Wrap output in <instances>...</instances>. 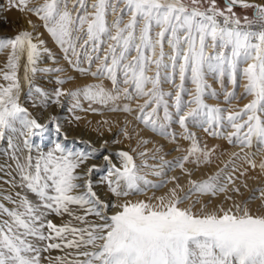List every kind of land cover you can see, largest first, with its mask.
<instances>
[{
    "label": "snow or ice",
    "instance_id": "snow-or-ice-1",
    "mask_svg": "<svg viewBox=\"0 0 264 264\" xmlns=\"http://www.w3.org/2000/svg\"><path fill=\"white\" fill-rule=\"evenodd\" d=\"M10 3L43 22L72 68L85 75L105 77L112 87L90 83L75 90L59 88L50 95L39 86L33 87L32 80L37 73L64 71L59 67L37 66L44 54L56 60L46 41L27 29L0 38V53L7 52L5 68L0 69V76L7 82L0 83V140L5 138L6 131L18 132L23 137L27 150L23 159L9 137L19 175L18 186L38 197L34 203L17 192L16 199L12 195L3 197L15 207L0 202V264H42V253L52 250L65 254L48 257V264H264V188H254L248 197L241 199L242 189L247 190L248 184H237L239 177L225 172L231 161L206 179H189L185 190L176 176L158 184L147 180L139 174L134 157L121 150L116 153L120 167L110 155L103 157L107 174L101 181L117 200L102 199L91 179L100 166L89 163L99 149L76 151L60 140L48 151L33 145L32 138L43 137L49 124L65 140L67 133L62 131L57 116L41 123L21 105L18 74L21 59L26 57L23 80L29 85V95L37 96L45 108L49 104L62 107L61 97L67 96L74 101L69 111L82 109L84 99L93 112L99 109L92 108V104L98 103L112 104L110 111L132 113L130 103L121 107L116 101L146 97L138 105L136 118L154 132L175 140L176 133L167 130L173 122V112L166 97L171 98L175 122L192 144L186 155L165 164L178 167L191 177L192 171L185 168V163L190 157H195L193 163L197 165L210 163L214 149L200 147L195 133L189 131V123L199 125L211 136H223L230 143L247 147L254 137L264 143V4L225 0V7L221 8L217 0H43L39 4H33L32 0H10ZM237 6L255 9L254 20L244 17L242 24L234 11ZM26 23L35 30L30 18ZM254 23L260 24L259 31L251 30ZM85 60L88 66L82 67ZM95 62L98 63L93 71ZM208 74L216 76L229 105L237 98L238 76L247 81L243 84L244 95L253 99L235 111L209 105L205 96L218 97L219 93L207 82ZM225 75L232 90L225 87ZM58 82L63 84L65 80ZM186 82L195 86L194 91L186 87ZM163 83L172 84L175 91H164ZM161 108L163 121L167 123L161 122ZM80 119L75 117L77 121ZM227 128L233 131H226ZM121 130L128 135L126 128ZM248 163L252 168L257 166L255 160L249 159ZM82 167L83 171L78 172ZM260 168L264 169V162ZM141 181L145 187H141ZM11 182L17 186L15 178ZM167 183L174 186L163 195L127 199L144 193L148 187L159 189ZM80 189L83 190L77 191ZM221 195L223 201L214 207H210L211 200L202 203L204 197L215 199ZM254 201H259L255 209L251 206ZM72 206L83 214L77 215ZM52 214L61 217L67 214L82 226H74L71 220L57 224L48 218Z\"/></svg>",
    "mask_w": 264,
    "mask_h": 264
},
{
    "label": "rangeland",
    "instance_id": "rangeland-1",
    "mask_svg": "<svg viewBox=\"0 0 264 264\" xmlns=\"http://www.w3.org/2000/svg\"><path fill=\"white\" fill-rule=\"evenodd\" d=\"M261 1L264 3V0ZM249 2L261 4L258 0H249ZM32 3H43V0H32ZM217 4L219 7L223 8L225 7V0H217ZM234 11L236 15L241 18L242 24L244 17H247L249 20H254L255 18V9H245L237 6L234 8ZM27 18H30L34 22L36 25L35 30H33L30 25H27ZM109 19H112V17ZM258 25L260 24L254 23L251 26V30L259 31L260 27ZM22 29L33 31V35L35 37L45 40L46 47H48L51 50V53L56 57V60L53 61L48 57L47 54H44L42 59L38 62V67H59L64 69L63 72L59 73H37L34 77H32L33 87L39 86L50 95L59 88L65 90H75L76 88L86 86L90 83H102L106 88L111 89V81L107 78L85 75L72 68L65 59L62 49L55 43L54 39L51 37V34L43 26V22L38 17H36L34 14L22 13L18 11L16 8L11 6L10 0H0V38L14 36ZM209 51L212 50L209 49ZM6 63L7 52L0 53V69H4ZM20 63H22V59ZM96 63L98 62H95L92 66L93 71L95 70ZM81 66H88L86 60L81 64ZM18 74L21 76V69L18 70ZM149 74L151 75V73ZM69 77H71V79H69ZM59 79H64L65 83L60 84L58 82ZM206 79L212 88L216 89V91L219 93L218 97H212L209 95L205 96V102L209 105H219L221 107L229 108L230 110L235 111L243 108L245 104L249 103L251 99H253L252 96L244 95L243 84H245L247 81L241 80L239 76L238 83L240 86L236 88L237 98L231 101V105L224 101V92L220 83L216 79V76L214 74H208ZM0 83H7L6 81H3L2 76H0ZM177 83H179L178 79ZM224 84L228 90L233 89V86L228 81L227 75L224 77ZM147 87H151V85H148ZM162 87L164 91H175V88L170 83H163ZM186 87L192 91H194L195 88V86L190 82H186ZM21 93L22 86L20 95ZM23 95V100L20 101L21 105L26 107L32 116L38 120L45 115L43 113L46 109L49 110L53 106L55 110L50 112L52 113L51 116L55 115L58 117V122L62 126V131L67 133L66 140L63 138V136H58V134L57 138H55L52 136L54 133L53 130L55 131V126L53 124H49L48 131L45 132L43 137L32 138L33 145H39L41 150L48 151L54 146L57 140H60V142L65 141L64 144L66 147H68L67 142L70 140H75L78 146H80L79 150L91 151L92 148L99 149L93 159L96 161L101 160L103 162L101 166L99 165L100 170L94 171L92 173L93 177L91 179L94 183V190L97 191L98 195H100V192L97 189L98 187L103 188V190H105L106 193L110 195L109 198L114 202L117 200V198L111 195L105 183H101L103 177L107 174L106 165L103 160L104 156L110 155L113 163H116L115 160L119 159L118 163L121 166L120 158L116 154L114 155L112 152H109V150L115 152L121 150L129 152L134 157L139 174L144 176L147 180L157 184L161 181L168 180L172 176H176L179 178V183L185 187V190H187L189 187V179H206L207 177L214 175L221 168H224L225 163L231 161L228 168L225 169V172L233 173L235 177H239V179L236 180L237 184H242L243 182H247L248 184L247 190L242 189L244 192V197H241V199L248 197L251 194V190L254 188H264V169L260 168V164L264 162V143L259 142L255 137L252 140L251 146L246 147L239 143H230L223 136H211L199 125H193L192 123H189V131L195 133V137L198 140L200 147L214 149L211 155V162L200 163L197 165L193 163L195 157H190L189 161L185 163V168L192 171L191 177L185 174L182 169L178 167L170 168L168 164H165V161L175 162L178 158L186 155L187 150L190 149L192 144L191 140L185 139L186 134L184 129L175 122L176 116L174 107H172L173 100L171 98L166 97V99L169 101L170 111L173 112V122L168 125L167 130L169 132L176 133L175 140H173L170 136L161 135L159 132H154L151 128L145 126L140 120L136 118L137 115H139L138 105L143 104L144 100L147 99L146 97H136L132 101L121 98L120 100L116 101V104L120 105L121 107L125 103L131 104L134 111L132 113H126L123 111H110L109 109L112 107V104L103 106L98 103L92 104V108H97L99 111L93 112L89 108V102L84 99H81L82 109L78 108L73 109V111H69L74 101L67 96L61 97L63 105L62 107L55 104H49L48 107L45 108L39 104L37 96L29 95V90L24 92ZM184 98L186 100L190 99L189 96H185ZM76 116L81 117V119L79 121L75 120ZM159 116L161 118V122H165L163 121L162 108L159 110ZM104 121H108V123H104ZM109 128L111 131H109ZM125 128L128 132L127 136L121 130ZM87 131H89V134L91 135H88ZM226 131L230 132L233 131V129L227 128ZM70 133H75L76 138L68 136ZM9 137H11V143L18 146L19 151H17V155H20L21 159H23V156L27 155V150L24 149L23 145V137L18 132L6 131L5 138L0 140V202L4 203L5 206L9 208L15 207L11 201L5 200L3 197L12 195L13 198L16 199L15 194L17 192L21 193V195H27L28 198L34 203L38 202V197L35 194L18 186L19 175L16 171L15 160L13 159L14 149L9 146ZM99 138L102 141L101 145L103 146H97L96 143ZM143 140H147L148 143H142L141 141ZM105 141H107L106 146H104ZM114 141L119 142L116 143ZM73 150L77 151L75 148ZM141 152L146 154L141 156ZM232 153H238V155L233 156ZM32 154H36L35 148H33ZM249 159L255 160L257 165L255 168H252L248 163ZM201 160H203V157H201ZM82 170L83 167L77 171L80 172ZM157 171L161 172L162 174L156 175L155 173ZM241 173H245V175L241 176ZM13 178H15L17 185L15 187L11 182ZM173 186V183H167L164 187L159 189L148 187L144 193L139 195H131L127 199L135 201L138 199H147L152 197L153 194H155V196H160L165 194L169 188ZM141 187H145L142 181ZM82 190L83 189H80L79 191ZM195 198L196 197L194 196L193 199ZM223 199V195L215 199H212L211 197H204L202 198V203L211 200L212 202L210 207H214L215 205L221 203ZM258 204L259 201H254L251 203V206L253 209H255ZM72 207L77 215L83 214L82 210L78 209L76 206ZM196 207L199 208L200 205H196ZM48 218L57 224L66 223L71 220L74 226H82L80 222L75 221L67 214L63 215L62 217L52 214ZM89 219H95V217H89ZM64 254L65 253L61 250L44 252L42 253V264H48V257L50 256L54 258Z\"/></svg>",
    "mask_w": 264,
    "mask_h": 264
},
{
    "label": "bare ground",
    "instance_id": "bare-ground-1",
    "mask_svg": "<svg viewBox=\"0 0 264 264\" xmlns=\"http://www.w3.org/2000/svg\"><path fill=\"white\" fill-rule=\"evenodd\" d=\"M259 1V3H261V4H264V3H262V1L261 0H258ZM28 25V24H27ZM259 27H260V25H258ZM27 63V60H26V57H24V58H22V63H21V86H22V93H21V95H20V101H22L23 100V94H24V92H26L27 90H29V85H28V83L27 82H25L24 80H23V74H24V65ZM49 109V108H48ZM45 110V109H44ZM55 109H54V107L52 106L51 107V109H49V110H45L44 111V113L43 114H45L41 119H39V121L41 122V123H46L47 121H48V119H49V117L51 116V114L52 113H50V112H52V111H54ZM58 112V111H57ZM54 113V112H53ZM51 131V130H50ZM53 134H52V136L53 137H55V138H57V133L53 130ZM82 132V131H81ZM87 134L88 135H91V134H89V131H87ZM51 136V137H52ZM68 136H71V137H75L76 138V134L75 133H70V135H68ZM78 137V136H77ZM72 139H74V138H72ZM102 139V138H101ZM97 141V140H96ZM65 141H62V143H64ZM101 143H102V141L100 140V138L98 139V141H97V146H103V145H101ZM67 145H68V148H75V149H77V151H79V147L80 146H78V144L76 143V141L75 140H70L69 142H67ZM109 150V149H108ZM109 152H112L114 155L117 153V152H115V151H111V150H109ZM115 160V159H114ZM116 161V164H117V166H120V164L118 163V161H119V159L117 160H115ZM102 162L103 161H96V160H94V159H92L89 163H95V164H97V165H100L101 166V164H102ZM83 171V170H82ZM95 174V173H94ZM93 177V174H92V176H91V178ZM99 192H100V196H101V198L102 199H110L109 198V196L110 195H108L107 193H106V191L105 190H103V188H101V187H98V189H97ZM77 191H79V190H77ZM4 192V191H3ZM108 192V191H107Z\"/></svg>",
    "mask_w": 264,
    "mask_h": 264
}]
</instances>
